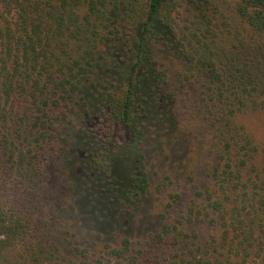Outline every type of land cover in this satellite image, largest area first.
Returning <instances> with one entry per match:
<instances>
[{
	"label": "trees",
	"instance_id": "1",
	"mask_svg": "<svg viewBox=\"0 0 264 264\" xmlns=\"http://www.w3.org/2000/svg\"><path fill=\"white\" fill-rule=\"evenodd\" d=\"M181 93L210 136L206 183L177 217L171 193L148 239L119 236L144 213L150 142L175 132ZM261 111L264 0H0V264H264V138L246 121ZM63 155L99 232L87 243L37 224Z\"/></svg>",
	"mask_w": 264,
	"mask_h": 264
},
{
	"label": "rangeland",
	"instance_id": "2",
	"mask_svg": "<svg viewBox=\"0 0 264 264\" xmlns=\"http://www.w3.org/2000/svg\"><path fill=\"white\" fill-rule=\"evenodd\" d=\"M170 66L173 78L177 77L179 62L173 60ZM174 81L175 78L171 81L172 85L175 84ZM185 97L182 93L179 97L178 120L173 135L150 142L148 169L153 191L146 200L144 213L138 217L134 231L120 232L119 236L130 234L138 241L148 239L151 234L157 233L162 223L160 214L173 199L171 193L181 194V198L176 197L177 200L175 199L176 202L174 201L170 209L171 214L177 217L187 213V206L192 197L206 183V174L210 165V136L199 116L189 109L190 105ZM246 121L256 136L263 139L264 111L250 114ZM67 126L65 124L64 128ZM68 127L65 129L68 130ZM158 144L159 147L155 148ZM64 155L50 167V178L41 205V219L37 224L43 227L42 230L47 227L48 231L52 230L51 232H67L74 239L87 243L98 237L99 232L97 235L87 228L85 221L82 222L76 214L74 201L68 197L69 186L65 181ZM162 180H166V184L159 191L158 186ZM196 226L202 236L213 230L210 222L206 221L198 222ZM188 228L192 227L189 225ZM35 232H40V229ZM119 236L115 235L112 241Z\"/></svg>",
	"mask_w": 264,
	"mask_h": 264
}]
</instances>
